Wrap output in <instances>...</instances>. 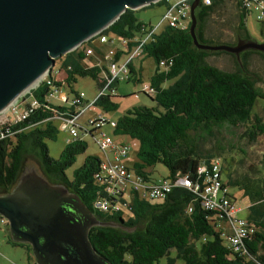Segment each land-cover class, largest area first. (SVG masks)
<instances>
[{
  "label": "trees",
  "instance_id": "trees-1",
  "mask_svg": "<svg viewBox=\"0 0 264 264\" xmlns=\"http://www.w3.org/2000/svg\"><path fill=\"white\" fill-rule=\"evenodd\" d=\"M162 1L165 2H158ZM225 1L211 0L206 4L201 0L196 8V34L200 42L211 44L206 42L213 38L206 33V24ZM236 1L240 11V36L246 41L252 40L245 24L251 11L242 0ZM132 11L127 9L100 34L110 36L113 33L136 39L152 31L143 22H137ZM261 22L264 24V20ZM190 25L191 21L185 28L167 25L160 33L154 32L152 39L143 44V53L152 57L157 66L150 83L156 95L146 93L155 105L133 106L115 121V133L128 135L139 142V161L132 168L147 182H150L147 167L158 162L168 168L171 179L188 174L193 181L203 182L205 174L199 172V167L209 166L216 157L201 152L191 132L210 135L216 127L237 126L253 120L250 139L264 134V120L252 112L257 99L264 98V90L256 85L252 76L243 73L253 49H247L239 56L231 53L240 57L236 70L220 69L207 61L210 50L195 45ZM133 46L134 43L130 42L129 48ZM214 53L228 54L222 50ZM121 56L118 51L116 59ZM63 58L67 84L71 85L77 76H91L98 80L99 88L103 87L102 72L106 67L86 66L83 48L75 49ZM132 65L133 61L129 67L133 68ZM131 71L135 72L134 69ZM130 77L131 74L128 80ZM168 80L171 83L165 84ZM116 82L118 80L112 85ZM54 85L61 86L63 82L54 81ZM51 87L43 82L30 95L40 106L47 105L50 110L33 109L25 119L3 124L0 129V188L10 191L23 172L25 157H36L52 182L65 185L76 193L100 220L121 224L118 227L94 226L89 230L92 246L114 264H159L163 257H166L165 264H264V179L237 182L229 174L227 181L242 187L250 200L247 218L256 227L255 232L245 239L250 256L228 247L211 219L215 211L205 209L202 198L185 186L174 187L165 199L155 203L145 202L135 195L129 198V211L125 207L117 213L101 211L96 207V201L112 197L106 190L107 184L97 176L102 171V158L89 154L71 176L66 172L74 165L77 156L86 152V140H68L58 158L49 153L46 141L56 137L58 127L48 118L53 116V109L65 110V106L47 100ZM112 96L100 95L94 104L105 108L114 105ZM22 105L21 108H30L29 103ZM9 240L15 245L27 246L34 259L30 244L17 243L10 237Z\"/></svg>",
  "mask_w": 264,
  "mask_h": 264
},
{
  "label": "water",
  "instance_id": "water-1",
  "mask_svg": "<svg viewBox=\"0 0 264 264\" xmlns=\"http://www.w3.org/2000/svg\"><path fill=\"white\" fill-rule=\"evenodd\" d=\"M159 0H0V112L55 65L56 59L100 33L127 11ZM190 6V33L200 49L240 55L264 52V42L239 40L235 45L199 41L196 8ZM0 215L10 238L30 244L35 264H114L89 240L94 226H121L100 220L62 184H52L36 170L21 173L13 188L0 194ZM123 228V227H122Z\"/></svg>",
  "mask_w": 264,
  "mask_h": 264
},
{
  "label": "rangeland",
  "instance_id": "rangeland-1",
  "mask_svg": "<svg viewBox=\"0 0 264 264\" xmlns=\"http://www.w3.org/2000/svg\"><path fill=\"white\" fill-rule=\"evenodd\" d=\"M166 1L167 2L162 1L160 4L154 2L139 9H135L132 11V15L137 22L141 21L148 28H152L156 33H160L168 25V21L165 17L168 13L171 0ZM239 12L236 0H226L219 6L216 11L212 13L206 24L205 31L208 37H213L207 39L206 42H210L212 45L237 44V42L242 39L238 30ZM261 21L262 20L257 19L255 13L247 14L245 21L252 40L259 43L264 42V24ZM110 36L119 38V36L113 33H110ZM215 51L218 50H210L211 55L207 58L210 64L226 71H234L238 68V60H240V57L236 58L230 52H227L228 54H217L214 53ZM62 60L63 56L58 57L55 65L51 68V71L56 73L61 70L58 77L60 80L66 75L65 68L61 66ZM124 60L125 57H122L121 61ZM93 62L94 60L91 58L87 59V65H92ZM133 65L135 66V72H129L131 74L130 79H122L114 85L115 93L112 94V101L115 104L106 108L97 104H91L82 115L80 119L81 124L87 125L91 119L102 114L113 121H117L133 106L143 104L155 105L154 100L143 91L145 82L151 83V77L156 72L157 66L154 59L143 53L141 56L134 59ZM243 73L252 76L256 81V85L264 90V52L253 49L251 54H249L248 64L243 69ZM39 82H41L40 84L43 83L41 79ZM166 82L165 84H169L171 80ZM36 86L37 85L34 84L28 88L20 94L9 107L0 112V129L3 124L10 123L9 118H12L14 115L13 107L17 105L23 106L22 104H24V102L28 103V96L32 95ZM73 90L85 92L86 103L90 104L99 94L98 80L91 76H77L76 81L72 82L71 85L65 83L62 88V91L67 93L70 98L74 94ZM50 101L53 104H60L66 108L70 105V101H63L62 98H56L55 96L50 97ZM19 109H21V107H19ZM252 112L253 114L259 115L264 120V98L257 99ZM54 123L58 127L56 137L54 139H48L46 142L50 155L58 158L61 151L66 146L67 141L71 140L72 135L68 129L61 127L59 120H54ZM252 123L253 120H250L237 126L225 125L223 127H216L210 135L191 132L201 152L213 154V157L221 159L223 176L227 181L229 180V174L230 177L237 182L244 181L245 179L253 181L264 179V134H260L254 140H251L249 133L252 128ZM103 130L114 138H120V134L112 132L113 127L109 124L104 125ZM99 136V132H96L95 136H92L90 133L85 134V129L80 130V137L86 140L88 147L86 152L77 156L74 165L67 169L66 172L69 176H71L73 171L83 163L87 155L95 154L102 158L104 157L102 150L96 142V138ZM124 138L127 139L132 147V160L139 161L137 157L139 142L127 136ZM30 169L36 170L37 173L44 176L50 183L59 184L52 182L45 173L40 161L31 155L25 157L22 171L24 172ZM147 171L150 182H155L169 176L168 168L161 162L147 167ZM229 187L230 194L233 197L234 207L236 209L242 208L239 212L235 213V215L245 217L249 213V198L244 195V189L242 187L231 184H229ZM4 193H6V189L0 188V194ZM159 200L160 199H150L148 201L155 203ZM125 210L129 211L130 209L125 206ZM125 217L127 218V214ZM9 237L10 233L7 222L1 223L0 221V264H34L35 257L34 259L32 258L27 246L15 245L10 242ZM165 263L166 257L160 259L159 264Z\"/></svg>",
  "mask_w": 264,
  "mask_h": 264
},
{
  "label": "built area",
  "instance_id": "built-area-1",
  "mask_svg": "<svg viewBox=\"0 0 264 264\" xmlns=\"http://www.w3.org/2000/svg\"><path fill=\"white\" fill-rule=\"evenodd\" d=\"M192 1L193 0H171L168 13L165 17L169 26L186 27L185 22H190V6ZM204 1L206 4L211 3V0ZM242 2L251 13L256 14L257 19L264 20V0H242ZM154 32L155 31L152 29V31L146 32L145 36L136 39H128L126 37L115 38L107 36L106 34L97 33L75 48H83L86 58H91L90 56L94 55L93 43L99 42L108 45L104 53L106 64H103V66L106 68L102 72L103 87L99 88L98 96L114 94L115 87L112 85L114 81L129 78V63L143 54V44L152 39V34ZM90 41L92 42L90 43ZM130 42L134 43L133 48H129ZM118 51L122 53L120 59H116ZM122 57H125L124 61H121ZM161 63L164 64L163 61ZM98 66L102 67V65ZM60 71L56 73L50 69V71L44 74L40 79L42 82H46L52 86L48 93V101H50V97L55 96L56 98H62L63 101H70V105L68 108L65 107L64 111L53 109V116H50L48 119L59 120L61 127L69 130L72 135L71 140L81 138V129H85V134L90 133L92 136H95L96 132L100 133V136L96 138V142L102 150L104 157H101L102 171H100L97 176L103 179L107 184L106 190L112 196L110 197L113 198V200L110 198V200L100 199L96 201V207L99 210L108 213H117L121 211L123 207H128L129 198L135 195L145 202H148L150 199L162 200L168 196L174 187L185 186L192 189L202 198L205 209L215 211L211 219L216 225V229L221 232L228 247L236 253L238 252L245 256H250L245 246V239L249 238V236L255 232L256 227L247 217L244 218L235 215L236 208L233 204V197L230 194L229 184L223 176L220 158L216 157L212 159L209 166L201 165L199 167V172L205 174L202 183L193 181L188 174L177 177L176 179L166 177L155 182H147L142 174L137 173L132 168L133 166L130 167L126 162V159L131 153V145L116 142L113 136L102 129L104 125L109 124L113 127L114 131L116 126L115 121H110V119L102 114L91 119L87 125L80 123L83 113L86 112V109L91 104L94 105V101L90 104L86 103V94L83 91H76L71 98L67 93L63 92L62 86L65 84L64 80L67 72L65 71L66 75L60 80L58 78ZM39 80L34 83L37 85L36 88L41 83ZM54 81H62L63 85L56 86L54 85ZM143 91L147 94L156 95V91L150 83H145L143 85ZM28 103L30 104V108L23 107L19 109L20 106L18 105L13 107L14 115L12 118H9L10 123H16L25 119L33 109L36 108L50 110V107L47 105L40 106L39 102L34 99L33 96L29 97ZM25 104L24 102V105ZM0 218L1 223L8 222L7 219L1 215Z\"/></svg>",
  "mask_w": 264,
  "mask_h": 264
},
{
  "label": "crops",
  "instance_id": "crops-1",
  "mask_svg": "<svg viewBox=\"0 0 264 264\" xmlns=\"http://www.w3.org/2000/svg\"><path fill=\"white\" fill-rule=\"evenodd\" d=\"M165 2H167L166 0H164ZM161 2H158L157 1V4H160ZM185 24H186V27L188 26V24L189 23H187V22H185ZM93 46H94V55H92V56H90L91 57V59L92 60H94V62H93V64L92 65H87L88 63H87V59L88 58H85L84 60H83V62H84V64L86 65V66H94V65H103V64H106L105 63V60H104V53H105V51H106V49L108 48V46H106L105 44H101V43H99V42H95V43H93ZM63 60H64V58H63ZM63 60H62V62H63ZM134 61V60H133ZM61 66H63V64H61ZM132 67L133 68H130V70H135V66L134 65H132ZM64 83H66L65 82V80H64ZM145 83H148V82H145ZM63 87V86H62ZM96 100V99H95ZM94 100V101H95ZM86 111H87V109H86ZM84 114V113H83ZM106 117V116H105ZM108 119H110V118H108ZM110 121H113L112 119H110ZM103 129V128H102ZM113 133H114V131H112ZM112 136V135H111ZM125 136H127L128 138H130V139H132L130 136H128V135H120V138H114L115 139V141L116 142H118V143H127V144H129L130 145V143L127 141V139H125L124 137ZM134 140V139H133ZM131 152H132V147H131ZM137 157H138V153H137ZM133 159V155H131V153H130V155L128 156V158L126 159V162L129 164V166L130 167H132L133 165H134V163L136 162V161H134V160H132ZM242 208H237L236 209V213L237 212H239V210H241ZM249 214V213H248ZM248 214L244 217V218H246V217H248ZM238 217H243V216H238Z\"/></svg>",
  "mask_w": 264,
  "mask_h": 264
},
{
  "label": "flooded vegetation",
  "instance_id": "flooded-vegetation-1",
  "mask_svg": "<svg viewBox=\"0 0 264 264\" xmlns=\"http://www.w3.org/2000/svg\"><path fill=\"white\" fill-rule=\"evenodd\" d=\"M7 225L9 226V223L7 222Z\"/></svg>",
  "mask_w": 264,
  "mask_h": 264
}]
</instances>
